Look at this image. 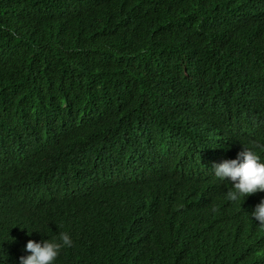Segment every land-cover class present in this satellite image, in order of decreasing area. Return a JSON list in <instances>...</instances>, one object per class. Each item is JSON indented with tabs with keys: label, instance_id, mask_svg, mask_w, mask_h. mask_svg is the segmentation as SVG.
<instances>
[{
	"label": "trees",
	"instance_id": "16d2710c",
	"mask_svg": "<svg viewBox=\"0 0 264 264\" xmlns=\"http://www.w3.org/2000/svg\"><path fill=\"white\" fill-rule=\"evenodd\" d=\"M244 148L264 0H0V264H264V192L212 169Z\"/></svg>",
	"mask_w": 264,
	"mask_h": 264
},
{
	"label": "clouds",
	"instance_id": "9594fccd",
	"mask_svg": "<svg viewBox=\"0 0 264 264\" xmlns=\"http://www.w3.org/2000/svg\"><path fill=\"white\" fill-rule=\"evenodd\" d=\"M254 147L262 146L257 143ZM212 169L216 178L231 181L232 188L226 193L228 201L236 202L242 197L264 192V162L253 148H244L235 159L213 164ZM213 211L216 209L213 208ZM251 216L264 228V199L255 206ZM72 246L73 241L66 232H59L58 237L40 242L30 239L24 249L30 254L20 256L19 264H55L61 250Z\"/></svg>",
	"mask_w": 264,
	"mask_h": 264
}]
</instances>
